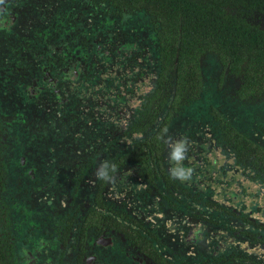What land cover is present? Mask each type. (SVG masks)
<instances>
[{"label":"flooded vegetation","instance_id":"obj_1","mask_svg":"<svg viewBox=\"0 0 264 264\" xmlns=\"http://www.w3.org/2000/svg\"><path fill=\"white\" fill-rule=\"evenodd\" d=\"M133 17L101 0L0 4V264H264V115L244 130L220 105L178 111ZM185 137L182 181L165 141Z\"/></svg>","mask_w":264,"mask_h":264},{"label":"trees","instance_id":"obj_2","mask_svg":"<svg viewBox=\"0 0 264 264\" xmlns=\"http://www.w3.org/2000/svg\"><path fill=\"white\" fill-rule=\"evenodd\" d=\"M101 1L115 13L129 11L136 20L142 16L147 21L145 30L156 45L160 84L173 89L172 106L178 104V111L214 114V95L224 94L215 87L223 85L225 77L227 81L231 77L232 84L239 79L242 101L264 95V27L253 22L264 18V0ZM207 65L211 72L206 76ZM214 69L220 78L213 82ZM226 122L223 128L233 140H245L235 124ZM254 144L249 148L263 149Z\"/></svg>","mask_w":264,"mask_h":264},{"label":"rangeland","instance_id":"obj_3","mask_svg":"<svg viewBox=\"0 0 264 264\" xmlns=\"http://www.w3.org/2000/svg\"><path fill=\"white\" fill-rule=\"evenodd\" d=\"M205 68L208 70H205V75L207 76V72H211V66L207 65ZM217 69V65H216ZM215 69L213 70L214 74ZM212 74V73H211ZM218 75L219 72L213 76L212 81L218 80ZM207 80V79H206ZM229 83L227 82V92L224 94V96H218L217 99H213V103L216 105H220L224 107L226 115L233 121H235V118H243L241 119L242 121L239 122V126L242 127L244 130L248 127L251 129H255V121L259 119L261 115H264V96L259 98V99H254L251 101H241L239 103L237 100L238 98L235 99L236 94L235 91L232 92V87L228 85ZM208 88V87H207ZM231 89V90H230ZM231 92V93H230ZM256 117V118H255ZM253 120V121H252ZM260 127H257V130L259 131Z\"/></svg>","mask_w":264,"mask_h":264},{"label":"clouds","instance_id":"obj_4","mask_svg":"<svg viewBox=\"0 0 264 264\" xmlns=\"http://www.w3.org/2000/svg\"><path fill=\"white\" fill-rule=\"evenodd\" d=\"M3 3V0H0V4ZM167 129H165V132ZM166 143L169 144V147L171 149L169 153L170 161L175 162L177 165L176 167L170 168V174L173 178H178L180 180H187L191 177L192 169L191 168H184L181 165V162L186 158V154L189 147V142L187 138H182L175 143L171 142V138H169ZM111 172H116V165H111ZM96 176L98 179L105 180L108 182H112L114 180V177L110 175L109 172V164L107 162L103 163L96 171Z\"/></svg>","mask_w":264,"mask_h":264},{"label":"crops","instance_id":"obj_5","mask_svg":"<svg viewBox=\"0 0 264 264\" xmlns=\"http://www.w3.org/2000/svg\"><path fill=\"white\" fill-rule=\"evenodd\" d=\"M207 80H208V79H207ZM212 83H213V82H212ZM228 83H229L228 85L231 84L230 86H231L232 89H233V87H234L233 85H234V84H232L231 82H228ZM223 84H224V83H223ZM211 85H212V84H211ZM211 85H209V87H210ZM225 86H226V87H225L226 90H224V94L228 93V92H227V82H226V85H225ZM230 93H231V92H230ZM218 96H219L218 94H217V95H214V98L216 97V99H217ZM235 99H236V97H235Z\"/></svg>","mask_w":264,"mask_h":264}]
</instances>
